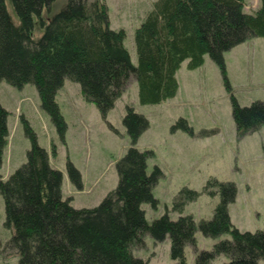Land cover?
Listing matches in <instances>:
<instances>
[{
    "label": "trees",
    "instance_id": "obj_1",
    "mask_svg": "<svg viewBox=\"0 0 264 264\" xmlns=\"http://www.w3.org/2000/svg\"><path fill=\"white\" fill-rule=\"evenodd\" d=\"M0 0V82L22 88L36 86L42 109L60 132L65 129L56 95L66 80L80 85L87 102L107 115L134 78L142 105L159 104L176 96L177 73L187 61L190 70L204 64L205 56L223 72L227 90L224 52L254 37H264V0L252 12L246 0H156L135 31L137 64L124 44L125 32L110 28L103 0H68L52 14L56 0ZM40 31L41 36L36 32ZM232 117L239 137L264 125V101L242 107L231 95ZM123 125L131 143L148 128L146 118L128 107ZM8 112L0 104V167L8 137ZM31 140L27 161L8 178H0L4 200V226L11 232L7 248L18 264H149L134 257L146 234L155 241L171 239L174 264H187L185 247L196 244V231L217 238L211 251L196 253L195 264H211L221 255L225 264H260L264 261V229L242 232L231 223L229 205L237 188L231 182L210 180L206 193L220 201L210 220L198 224L182 216L187 204L200 193L183 188L175 197L173 211L148 223L142 205L156 207L153 188L161 174L147 172L148 151L133 146L117 163L118 186L99 205L76 209L62 194V173L51 167L47 151L39 146L35 132L24 121ZM193 134L185 119L174 129ZM69 177L81 187L77 168L68 162Z\"/></svg>",
    "mask_w": 264,
    "mask_h": 264
},
{
    "label": "rangeland",
    "instance_id": "obj_2",
    "mask_svg": "<svg viewBox=\"0 0 264 264\" xmlns=\"http://www.w3.org/2000/svg\"><path fill=\"white\" fill-rule=\"evenodd\" d=\"M67 1L56 0L52 14L59 12ZM103 1L108 7L110 28L125 32L124 44L136 65L135 31L156 0ZM6 4L14 15L11 1L6 0ZM258 6L259 0L245 1L247 12ZM40 33L36 32L38 36ZM223 59L231 91L226 88L221 67L207 55L204 64L197 69H188L187 61L182 64L176 75L179 89L175 97L159 104L142 105L137 83L132 78L105 116L94 103L83 98L78 83L66 80L56 95L65 124L63 132L42 109L35 85L16 88L1 81L0 104L9 115L0 178L8 179L27 161L31 140L25 132L26 120L39 146L47 151L51 167L62 173L64 199L71 198V205L76 209L99 205L118 186L117 163L133 146L148 151V174L155 168L161 174L153 188L156 207L142 205L148 223L164 215L174 221L181 215L192 216L197 224L212 219L220 196L208 195L205 187L216 179L231 182L237 188L236 199L228 208L231 223L242 232L264 229V125L239 137L231 103V95L242 107L264 101V37H254L231 48L224 52ZM129 106L149 124L134 144L123 125ZM180 119L188 122L193 134L174 129ZM68 162L79 171L81 187L72 183ZM183 188L200 195L187 204L180 215L173 211V204ZM4 221V200L0 195V264H18L19 258L7 248L11 232L5 228ZM195 236V246L185 247L187 264H195L197 252L211 251L220 240L231 238L229 234L206 237L199 229ZM170 251L169 235L155 241L146 234L142 245L132 248L134 257L149 264H174ZM227 261L228 258L221 255L211 264Z\"/></svg>",
    "mask_w": 264,
    "mask_h": 264
}]
</instances>
